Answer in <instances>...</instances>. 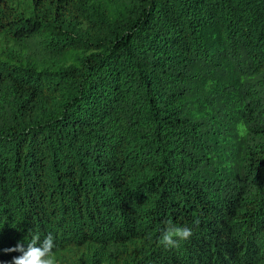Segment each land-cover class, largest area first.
Segmentation results:
<instances>
[{"label":"trees","instance_id":"1","mask_svg":"<svg viewBox=\"0 0 264 264\" xmlns=\"http://www.w3.org/2000/svg\"><path fill=\"white\" fill-rule=\"evenodd\" d=\"M30 232L58 264H264V0H0V264Z\"/></svg>","mask_w":264,"mask_h":264},{"label":"clouds","instance_id":"2","mask_svg":"<svg viewBox=\"0 0 264 264\" xmlns=\"http://www.w3.org/2000/svg\"><path fill=\"white\" fill-rule=\"evenodd\" d=\"M199 218L194 219L193 224L199 225ZM193 235L192 227L179 225L171 220L166 221V227L161 231L158 244L166 249L179 246L182 241H187ZM25 242H18L14 248L6 249V252H18L13 257L11 264H58L57 253L59 247L54 235L47 234L43 239L37 232H30Z\"/></svg>","mask_w":264,"mask_h":264}]
</instances>
